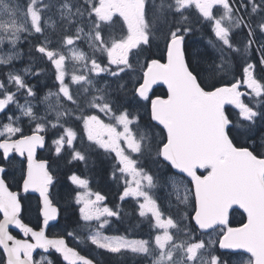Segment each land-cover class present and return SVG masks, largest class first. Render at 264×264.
Returning <instances> with one entry per match:
<instances>
[{
  "label": "snow or ice",
  "instance_id": "snow-or-ice-1",
  "mask_svg": "<svg viewBox=\"0 0 264 264\" xmlns=\"http://www.w3.org/2000/svg\"><path fill=\"white\" fill-rule=\"evenodd\" d=\"M0 9V264H54L35 260L37 249L65 264H97L69 246L77 228L112 261L131 253L154 257L151 264H177L176 254L180 264H264V0H0ZM197 33L214 37L212 51L188 43ZM22 39L30 64L17 68ZM132 57L142 75L129 87ZM42 75L54 76L56 89L43 97ZM158 84L166 98L150 97ZM141 102H150L148 119L133 111ZM49 132L54 159L37 160ZM93 153L106 154L110 179L122 181L119 202L110 206L71 172L75 227L49 238L45 228L61 212L52 191L61 164L87 166ZM169 178L183 195L169 193L165 207L152 189ZM28 194L38 231L23 221ZM129 199L135 207L125 215L138 219L126 234L106 235ZM237 210L246 221L233 227ZM143 225L147 238L128 237Z\"/></svg>",
  "mask_w": 264,
  "mask_h": 264
},
{
  "label": "trees",
  "instance_id": "trees-1",
  "mask_svg": "<svg viewBox=\"0 0 264 264\" xmlns=\"http://www.w3.org/2000/svg\"><path fill=\"white\" fill-rule=\"evenodd\" d=\"M189 15L192 20H195L196 15L193 13L189 12ZM212 37H209L207 35H204L202 33H197L195 37H192L190 40H194V44L199 45L202 44L204 47H207L209 51H212L211 45L208 43V40L211 39ZM24 46H26L28 52V42H24ZM155 49H153V52ZM156 55L159 57V53H156ZM133 65L135 64L136 57H132ZM162 62H165L164 59H162ZM141 74L142 71L140 70ZM132 75L129 73L127 76L124 77L125 82L129 83V87L131 86V83L134 82ZM238 78V77H237ZM227 81H231L233 77L229 75L227 78ZM44 82V84H51V86L54 84V81H51V79H45L41 80ZM166 97L167 93L166 90L162 87L156 88L151 97ZM246 102L248 99L245 100ZM140 107L134 109V113H138L141 117L144 119H148V102H141ZM227 112L229 115H231L232 119L238 120L239 115L237 110L233 109L230 106L226 107ZM77 131L79 134L82 136L83 135V129L78 128ZM239 144H244V140H240L238 142ZM106 154L101 155L100 157H96L95 153H93L90 156V159L88 161L87 166L80 164L78 167L75 165H64L63 163L61 164L60 169L58 170V178H59V183L56 185V187L52 190L53 191V199L60 205V216L58 222L50 227L47 231V236L48 237H57L61 233H63L65 227H75V225L72 222V217L74 215H78V213H73L71 209L67 207V198H68V189L73 187L70 185L67 181V175H70L71 172L78 173L82 178H86L90 180V189L92 191H99L101 194L105 195L107 197L106 203L109 204L110 206L114 205L115 203H118V192L122 190L124 187L122 181L119 180H112L110 179L111 176V166L107 159L105 158ZM114 158V154H112ZM54 159V157H53ZM55 170V169H54ZM71 170V171H69ZM119 175V173H117ZM158 188V185L156 186ZM12 190H16V188L12 185ZM75 191H78L76 189ZM74 194V193H73ZM63 197V199H61ZM134 204L131 199H129L127 202L124 203L123 205V212L121 215L124 216L123 221H117L113 224H111L110 229L105 232L106 235H124L126 234V229L129 228L131 224H134L135 219H138V217H131L125 215V213L130 212L134 207L132 206ZM24 207L25 211L23 212V221L27 223L29 226H31L33 229H40L41 227V218L38 215V212L36 211V197H31L27 196L24 199ZM73 208L76 207V205H72ZM245 217L243 216L242 213L239 211L234 212L230 216V221L231 225L233 227H238L241 225L242 221H245ZM148 227L146 225L141 226L140 229H134L131 232L127 233L128 237L130 239L136 238L139 234L143 233L145 230H147ZM78 235L75 240L72 238H69L68 243L69 246H72L76 248L81 254L86 255V256H91L93 257L98 264H149L150 259L148 257L144 256H134L133 254L129 253L126 257L121 258L119 261H112L106 254L105 255H97L96 250L94 249V246H91L90 244L87 243V234H88V229H76ZM53 261L56 264H63L58 258V256L52 254L51 255Z\"/></svg>",
  "mask_w": 264,
  "mask_h": 264
},
{
  "label": "flooded vegetation",
  "instance_id": "flooded-vegetation-1",
  "mask_svg": "<svg viewBox=\"0 0 264 264\" xmlns=\"http://www.w3.org/2000/svg\"><path fill=\"white\" fill-rule=\"evenodd\" d=\"M190 11H192V13L193 14H196V12L195 11H193V9H191ZM55 21V19H53V21L52 22H54ZM51 23V22H50ZM56 27H57V30H59V25L57 24L56 25ZM24 42H26V40H23L22 39V41L19 43V45H18V47H17V50L22 54V57H23V59L22 60H20V61H17L16 62V66H17V68H24V67H26V66H29V64H30V61H29V56H28V50H27V48H26V46H24ZM84 45V44H83ZM155 52V51H154ZM141 60H143L142 58H141ZM142 62V61H141ZM41 67L43 66V65H40ZM73 69H71L70 67H69V72L71 73V71H72ZM2 75H0V79H4L3 78V76L1 77ZM69 78H70V76H69ZM45 79H51V81H54V76H50V75H42V77H41V80H45ZM40 80V82H39V88H40V92H39V95L41 96V97H43L44 96V94H46L47 92H49V91H53V87L51 86V84H44V82L43 81H41ZM33 82H35V81H33ZM69 82H70V79H69ZM45 85H47V86H45ZM75 87V86H74ZM43 106H42V104L41 105H39V110H40V112H41V114H43L44 113V110H43V108H42ZM24 128H25V130H28V127H29V125H28V122H27V120L25 119V121H24ZM47 143H48V148H45V149H38V151H37V160H44V159H49V161H51V159H53V157H54V151L53 152H50L49 151V149H51L52 148V134H51V132H49L48 133V139H47ZM14 187H15V185H13ZM22 196L24 195V194H21ZM29 196H31V197H36V195H34V194H28ZM27 195V196H28ZM35 230H37V229H35ZM39 230V229H38ZM13 235H15L17 238H19V239H24V237L22 236V234L21 233H18V232H13L12 233ZM29 240H30V237H29ZM53 253H51L50 254V252L49 253H44V252H42V251H40V250H37L36 252H35V254L33 255V257H34V259L35 260H37V261H39V260H41L42 258H44L45 259V261H47L48 259H51L52 261H53V259L51 258ZM55 255V254H54ZM58 258H60L59 256H58ZM54 264H56L55 262H54Z\"/></svg>",
  "mask_w": 264,
  "mask_h": 264
},
{
  "label": "rangeland",
  "instance_id": "rangeland-1",
  "mask_svg": "<svg viewBox=\"0 0 264 264\" xmlns=\"http://www.w3.org/2000/svg\"><path fill=\"white\" fill-rule=\"evenodd\" d=\"M157 2H159V0H157ZM193 11H195L194 8H192ZM0 11H3V9H0ZM196 12V11H195ZM53 19H55V17H53ZM52 22V21H50ZM120 31H124L126 32V30H117V35L120 34ZM212 40H214V37L211 38ZM192 41L194 42V40L192 39ZM80 48H82L83 50L87 51V47L83 44L79 45ZM18 51V50H17ZM6 51L4 50H0V59H4L6 57ZM68 54V53H66ZM70 55V54H69ZM142 61V62H141ZM140 63H143V60H141ZM105 63H106V59H105ZM73 69L74 65L72 64L71 60L68 61V68ZM130 74H132V79L133 81H135L136 77L140 75V64H138L137 62H135L134 64V69L133 70H129ZM2 77V76H1ZM5 78V77H3ZM70 79V78H69ZM55 83V81H54ZM74 87V86H73ZM56 89L54 88L53 91H55ZM241 90L243 91L244 89L241 88ZM48 93V92H47ZM46 93V94H47ZM44 94V95H46ZM54 99V97H53ZM244 100L248 99V97H243ZM21 102L23 103V99L21 100ZM42 108L45 111L46 106L42 104ZM105 122H107V118L105 117ZM114 123V121H113ZM52 148H53V144H52ZM78 191H83L82 189H78ZM152 191L155 193L156 196L159 197L160 202L162 203V205H164L165 207H167L170 203V199H169V193H171V198L174 200L175 196L177 194L179 195H183V188H179L178 190V186L173 184L172 182V178L168 179V183L167 186H164L163 182L161 184L158 183V188H154L152 189ZM133 207H135L134 204H132ZM149 229L145 230L143 233L139 234L136 238H132V239H139V238H147V233H148ZM151 261L152 259H154V257H148ZM175 259L177 261V264H180L181 262V256L179 254L175 255Z\"/></svg>",
  "mask_w": 264,
  "mask_h": 264
},
{
  "label": "water",
  "instance_id": "water-1",
  "mask_svg": "<svg viewBox=\"0 0 264 264\" xmlns=\"http://www.w3.org/2000/svg\"><path fill=\"white\" fill-rule=\"evenodd\" d=\"M158 86H162V87H164L165 89H166V86H164V85H162V84H158V85H155L154 87H153V89L155 88V87H158ZM152 89V90H153ZM166 91H167V89H166ZM57 223V221H52V222H50L49 223V225L45 228V232H46V230H47V228L48 227H50V226H52V225H54V224H56ZM42 227H43V224H42ZM11 231H18V230H15V229H11ZM40 250V249H39ZM36 251V250H35ZM34 251V252H35ZM42 251V250H41ZM62 259V258H61ZM63 261V260H62ZM64 262V261H63ZM65 263V262H64Z\"/></svg>",
  "mask_w": 264,
  "mask_h": 264
}]
</instances>
